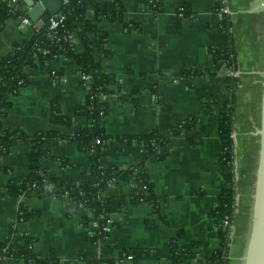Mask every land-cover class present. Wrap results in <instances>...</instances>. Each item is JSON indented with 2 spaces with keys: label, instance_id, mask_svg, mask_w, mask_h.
Masks as SVG:
<instances>
[{
  "label": "crops",
  "instance_id": "crops-1",
  "mask_svg": "<svg viewBox=\"0 0 264 264\" xmlns=\"http://www.w3.org/2000/svg\"><path fill=\"white\" fill-rule=\"evenodd\" d=\"M121 1L125 10L120 20L98 21L99 29L107 33L109 54L97 53L96 59L116 76L115 89L121 85L122 93L137 101L124 102L115 95L105 97L109 112L101 118V124L111 138L101 165L127 168L137 164L141 144L127 136L178 127L196 113L200 114L191 134L198 141L193 143L182 135L173 137L169 154L147 160L145 169L162 198L159 211L146 202L127 201L121 211L112 214L105 241H93L98 219L91 208L72 198L47 193L25 197L9 193V185H20L29 177L36 156L39 171L47 180L77 185L84 183L89 174L90 152L82 151L70 138L75 128L89 123L86 116L76 113L87 94L79 66L63 58L31 69L27 85L12 97L3 125L9 130L22 129L30 138L49 130L60 131L65 137L47 140L41 154L34 152L33 141L16 139L0 156V264H41L38 259L53 254L60 264H90L101 256L118 259L123 248H150L155 256L114 264H210L209 258L221 247L219 224L212 213L219 204V193L227 189L235 193L227 263L244 264L261 148L264 0ZM94 3L105 11L116 9L115 0ZM179 4L188 5L194 15L180 21ZM222 6L227 7L232 20L236 72L231 75L227 63L221 61L214 75L183 77V71L189 68L213 69L211 48H229L230 35L217 25L222 19ZM23 7L27 9L26 4ZM88 15L94 16V6L88 8ZM128 20L140 29H129L125 24ZM35 23L38 27L46 24L43 19ZM2 27L0 57L11 54L31 35V30L18 28L17 20ZM233 90L234 159L223 163L219 123ZM53 103L74 117L71 127L52 121ZM205 105L212 111H205ZM131 190L130 182H117L111 183L108 193L129 198ZM21 207L31 214L21 218ZM180 232L179 249L193 241L199 245L192 256L178 262L170 257L169 243ZM28 251L32 258L25 254Z\"/></svg>",
  "mask_w": 264,
  "mask_h": 264
},
{
  "label": "trees",
  "instance_id": "trees-1",
  "mask_svg": "<svg viewBox=\"0 0 264 264\" xmlns=\"http://www.w3.org/2000/svg\"><path fill=\"white\" fill-rule=\"evenodd\" d=\"M18 4L20 5L19 7H13L5 0H0V22L3 27L10 20H17L20 14L28 17L23 7L25 5L24 0H19ZM90 6H94V16L92 17L88 15ZM114 6L115 10L105 11L98 4H95L94 0H68L60 11L61 15L65 16L62 26L54 30L50 28L49 24H45L37 31L31 30V35L24 44L16 46L11 54L0 57V156L9 151L11 144L16 139L33 141L35 144L34 152L41 154L43 152L41 146L47 140L65 137L60 131L49 130L30 138L22 129L9 130L4 127L3 119L12 106V97L16 96L20 89L27 85L31 69L46 64L50 60L69 58L77 63L81 75L89 78L85 80L87 91L85 103L78 107L76 112L77 115L86 116L89 123L86 126L75 128L73 135L70 136L72 140L78 143L82 151L90 152L91 154L87 180L77 185L47 180L39 171L36 156L33 158L32 172L29 177L20 185H9L8 189L13 196L25 197L35 192L39 194L47 193L62 198H72L91 208L98 219V228L93 237H91L96 242L105 241L109 233L108 231H103V228L110 221L112 214L121 211L127 201L130 203L146 202L159 211L162 198L156 194L150 174L145 169V164L149 158L152 156L162 157L169 154L173 147V137L182 135L193 143L198 141V137L191 134V131L200 113L188 116L178 127L169 126L165 131L155 128L146 134L127 136V139H135L141 144V159L137 164L127 168L117 166L106 168L101 165V158L107 149V142L111 138V135L107 133L101 124V118L109 112V104L105 101V97L115 95L124 102L135 103L137 101L135 97L122 93L121 85L115 89L116 76L105 70L96 59L97 53L109 54L107 33L99 29L98 21L101 18L117 21L123 17L125 9L122 1L115 0ZM177 14L180 21L191 18L194 15L186 4L178 5ZM125 24L129 29H140V26L131 20L126 21ZM217 25L221 31H225L230 35L229 48L225 50L211 48L213 69L200 71L196 67L189 68L183 71V77L195 79L204 73L214 75L217 72L215 68L221 61H225L227 66L233 72H236L237 65L233 37L231 35L232 20L230 14H222V19ZM69 35L73 36L72 40L68 37ZM43 50H47L48 53L43 54ZM235 80L237 79L235 78ZM234 82L236 83V81ZM227 107V111L223 114L219 123L220 138L224 145V150L221 154L223 163H231L234 159V142L231 137L236 108L234 90L230 100L227 102ZM204 110L212 111L209 105H205ZM50 114L55 124L66 127L73 125L74 117L64 114L57 103H53ZM117 182H130L132 184L129 198L116 197L108 193L111 183ZM218 202L219 204L212 214L219 224L218 235L221 238V247L209 258V263L228 264L226 254L229 249L231 227L225 229L222 223L227 215L231 216L232 221L234 219V190L221 191L218 195ZM30 214L31 212L21 207L19 212L21 218ZM182 234L180 232L169 243L170 257L178 262L192 256L193 250L199 245L198 241H193L185 249H179L177 241ZM25 254L32 258L30 251ZM128 256H132L133 261L139 262L155 255L150 248H123L118 259H106L101 256L90 261V264H114L123 261ZM37 261L41 264H60V260L55 254L50 258L38 259Z\"/></svg>",
  "mask_w": 264,
  "mask_h": 264
},
{
  "label": "water",
  "instance_id": "water-1",
  "mask_svg": "<svg viewBox=\"0 0 264 264\" xmlns=\"http://www.w3.org/2000/svg\"><path fill=\"white\" fill-rule=\"evenodd\" d=\"M6 2H10V0H6ZM24 2L27 7V16L33 22L43 19L46 24L50 23L51 17L58 19L60 17V11L64 6L63 0H24ZM11 5L13 7L20 6L16 3H11ZM260 135L261 148L252 205L251 232L244 264H264V94ZM226 256L229 257V249Z\"/></svg>",
  "mask_w": 264,
  "mask_h": 264
},
{
  "label": "built area",
  "instance_id": "built-area-1",
  "mask_svg": "<svg viewBox=\"0 0 264 264\" xmlns=\"http://www.w3.org/2000/svg\"><path fill=\"white\" fill-rule=\"evenodd\" d=\"M67 1L68 0H63V3L65 4V3H67ZM5 2H6V0H5ZM18 2H19V0H10V2H7V3L9 5H11V3L18 4ZM219 12L221 15L229 13L226 6L220 7ZM64 20H65V16L61 15V12H60V17L58 19L55 17H51L50 23H49L50 28L54 29V30L58 29L60 26H62ZM17 26L20 30H35V31H37L41 28V27H38L37 24L35 22H33L29 17H26V15H22V14H20L17 18ZM68 37L71 40L73 39L72 35H69ZM74 41H75V39H74ZM42 53L47 54L48 51L43 50ZM227 70L229 71L230 69L228 68ZM230 71L232 72V70H230ZM84 79L87 80L89 78L84 76ZM231 137H232V135H231ZM232 223H233V221H232L231 216L227 215V216H225L222 225L225 227V229H228V227H231ZM109 224H110V221H108V224L103 228V231H107L109 229ZM126 259L127 260H133L132 256H128Z\"/></svg>",
  "mask_w": 264,
  "mask_h": 264
},
{
  "label": "rangeland",
  "instance_id": "rangeland-1",
  "mask_svg": "<svg viewBox=\"0 0 264 264\" xmlns=\"http://www.w3.org/2000/svg\"><path fill=\"white\" fill-rule=\"evenodd\" d=\"M229 73H231V75L233 74L234 75V73L233 72H231L230 70L228 71Z\"/></svg>",
  "mask_w": 264,
  "mask_h": 264
}]
</instances>
